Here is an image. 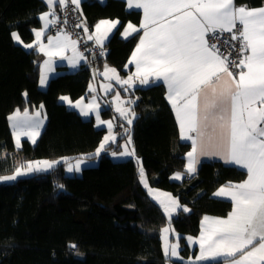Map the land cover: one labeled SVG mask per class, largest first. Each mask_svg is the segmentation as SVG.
Wrapping results in <instances>:
<instances>
[{
	"label": "trees",
	"instance_id": "trees-1",
	"mask_svg": "<svg viewBox=\"0 0 264 264\" xmlns=\"http://www.w3.org/2000/svg\"><path fill=\"white\" fill-rule=\"evenodd\" d=\"M236 4L253 8L263 6L264 0H236ZM47 9L45 0H0V175L31 159L98 157L95 152L107 129L97 127L94 118H83L61 97L73 101L91 97L96 75L101 82L106 67L127 76L139 42V32L128 38L122 35L128 23H140L139 10H129L124 0H84L79 12L87 27L104 18L120 19L121 25L106 44V52L89 55L77 71L53 76L43 89L40 51L24 45L35 41ZM13 32L23 43L13 38ZM116 85L131 97L135 153L150 185L177 196L181 208L168 218L141 182L133 157L113 160L106 149L99 164L84 167L81 175H68L62 162L51 171L0 183V264H225L227 259L191 263L184 258L197 254L198 246L193 247L189 238L198 236L202 217L226 216L232 208L230 201L213 196L215 190L245 180L246 171L214 160L202 162L197 174L188 176L185 166L191 144L181 139L165 85L128 90L127 85ZM100 92L103 119H112L117 131L125 127L111 99L116 90ZM40 107L48 118L45 128L36 143L24 139L18 148L11 114ZM178 172L184 178L172 179ZM168 223L179 233L183 260L165 255L162 229Z\"/></svg>",
	"mask_w": 264,
	"mask_h": 264
},
{
	"label": "snow or ice",
	"instance_id": "snow-or-ice-1",
	"mask_svg": "<svg viewBox=\"0 0 264 264\" xmlns=\"http://www.w3.org/2000/svg\"><path fill=\"white\" fill-rule=\"evenodd\" d=\"M45 2L50 7V12L42 16L47 28L55 22L47 17L54 15L57 3L67 6L71 2L78 7L80 0ZM127 4L129 8L142 9L144 17L140 28L129 23L123 33L127 37L143 30L132 55L136 66V80L140 85L157 82L166 85V98L175 110L181 139L192 141V151L187 154L188 171H196L194 165L198 150L201 155L219 156L226 163L246 171L247 179L243 182H229L228 186L221 187L214 194L230 198L234 207L226 219L210 220L209 217H204V231L199 241L200 255L196 259L223 261L228 258L227 264H264V7H237L235 0H127ZM117 23L119 21H101L96 25V30L99 32L100 25H108L105 31H109ZM225 32L230 36L224 40V44L231 52L236 53V59H228L231 52L221 58L217 45L208 42L209 35L216 40ZM35 34L39 39L42 33L37 31ZM12 36L23 43L18 33L13 32ZM88 39L93 37L89 36ZM95 39L97 44L102 45L101 36ZM236 42L239 43L238 48ZM69 43L75 53L76 42L71 41L68 36L49 38V46L61 51L49 52L48 55H62V49ZM24 46L33 47L31 44ZM40 50L44 51L43 46ZM79 55L84 58L82 54ZM72 63L73 66L79 63L75 55ZM229 64L236 70L235 75L229 70ZM111 71L115 74V69ZM224 74L227 76L226 80L223 79ZM116 79L119 80L118 74ZM120 82L132 84L133 77L130 75ZM45 83L46 77L41 75L40 84ZM61 99L68 100V97ZM75 107H80V101L76 102ZM88 109L96 111L100 124L107 123L109 129L112 127L110 121L99 120L95 100ZM82 111L85 116L89 114V111ZM130 111L117 107V112L125 119ZM10 119L17 132L25 127H40L39 121L28 124L17 120L15 116ZM131 122L128 119V123ZM209 123L214 131L217 126L220 129V143L216 146L218 150L209 151L208 146L203 143ZM24 135L32 136V142L35 143L34 136L38 132L26 131ZM110 138L113 137L106 136L104 141L107 142ZM16 140L19 144V134ZM128 140H131L130 136ZM101 150H104V143L100 144L95 155ZM112 155L115 156L116 153L113 152ZM119 155L133 156L134 149L122 151ZM57 163L59 162H29L17 167L12 175L0 176V182L14 181L18 176L33 172L47 171ZM82 163H86L84 158L76 162L75 171H80ZM67 170L72 172L73 166L69 165ZM140 180L147 187L142 166ZM57 187L62 189L64 185ZM160 203L164 204L163 201ZM164 211L170 216L175 208L170 209L165 204ZM183 211L187 212L189 209L183 207ZM163 231L167 233L169 229L165 228ZM164 251L166 255L176 256L177 246L172 245L169 249L166 244Z\"/></svg>",
	"mask_w": 264,
	"mask_h": 264
},
{
	"label": "crops",
	"instance_id": "crops-1",
	"mask_svg": "<svg viewBox=\"0 0 264 264\" xmlns=\"http://www.w3.org/2000/svg\"><path fill=\"white\" fill-rule=\"evenodd\" d=\"M83 1L84 0H80L79 6H78L79 9L82 8ZM101 1L104 2L106 0H101ZM124 1L127 3V0H124ZM235 4H236V0H235ZM127 6H128V4H127ZM236 6L239 7L241 5H237L236 4ZM260 7H264V5L260 6ZM260 7H253V8H260ZM63 8H64V6H61L59 3H57L55 5L54 15H49L47 17L48 20H52V21H55V22L52 23V24H49L48 27L45 28V20L42 19V16H43L44 13L50 12V7L48 6L47 11H45L41 15V26L38 29H36V31H35V33L37 31H39L42 34L39 37V39H37V36L35 34V36H36L35 37V41L31 44V45H33V47L35 46L40 51L41 75H44L46 77V83L44 85H41V84L40 85L44 86V87L47 86L50 78H52L53 76H55L57 74L63 73L65 70H67V71H77V70H79L80 67L84 63H87L89 61V58H90L89 55L90 56L91 55L92 56H94V55L96 56L97 53L106 52V44L109 42V40L112 37V35L118 30V28L121 25L120 19L104 18V19H101L99 22H97L96 25L100 24L101 21H119V23H117L116 26L111 28L109 31H105L106 28H108V25H100V30L98 32L96 30V25L93 28H89V27H87L85 25V22H83L84 35H83V40L80 41L79 39H77L74 36H72L69 32H65V31L61 32V31H55L54 30V25L56 23L57 17L59 15V13L63 10ZM247 8H249V7H247ZM128 9L129 10H139L141 12V21H140V23L138 25L131 23L132 25L136 26L137 28H140V25H141V23L143 22V19H144L143 10L142 9H136V8H129V7H128ZM249 9H252V8H249ZM128 24L125 26V28H124V30L122 32V35L125 32V29L127 28ZM85 29H87V31H85ZM139 33H140V36H141L143 34V30L141 29ZM134 34L135 33H132L131 35H129L127 37H125L123 35V37L128 38V37H130V36H132ZM65 35L68 36L71 41H75L76 42V44H75V53H74V50H73V46L69 43L67 47L62 49V55L53 54V55L49 56L48 55L49 52L56 53L57 51H61V50H58V49H56L54 47L49 46V44H48L49 38H54V37H57V36H60L61 38H63V36H65ZM89 36H92L93 39H91V40L88 39ZM97 36H101L102 45L96 43V39L95 38ZM207 39H208V37H207ZM138 44H139V42H138ZM41 46H43L44 51L40 50ZM136 47H135V49H136ZM135 49H134L133 53L135 52ZM133 53H132V55H133ZM79 54H82V56L84 58H80ZM74 55H75V58L79 60V63H77L75 66H73V63H72V58L74 57ZM132 55H131V57L129 59V62H128V65H127V69H130L129 74L127 76H121L119 74L118 70L113 68V67H106L105 70L102 73L104 79L101 82L99 80V81H96L93 84V87L91 88V91L93 92L91 97H89V98L82 97L80 99H77L76 101L71 100L69 97H68V100H62L61 99L69 108L74 109L77 112H79V114L83 118H85V119L94 118L95 124H96L97 127L106 128L107 129V134H109L110 137L117 136L119 141H121L122 138L118 135V132L123 133L127 129L125 127H119V130L117 131L116 130L117 126H116L115 122L112 119H103V117L101 115L102 105L99 102L98 95L101 93L100 91H103L104 93H109L112 90H116L115 96L118 93H122L124 95V93L120 89H118L116 87L117 86L116 83H119L121 85H127V87H129V88H127V90L128 89H133V88H135L137 86L146 87V86L153 85V83H150L149 85H140L138 83V81L136 80V77H135L136 66H135V62L132 61ZM221 58H223V56H221ZM45 61H48L49 63L46 64ZM111 69H115V74L111 71ZM106 70H107V74H105ZM116 74H118L119 80L116 79ZM233 74L235 75L236 72H233ZM130 75L133 77V83L132 84H124V83L120 82V81L126 80ZM223 79H225V80L227 79L226 74H224ZM157 83H159V82H157ZM154 84H156V83H154ZM165 88H166V95H167V87H166V85H165ZM64 97H67V96H64ZM93 100H95V105L98 106L99 120L100 121H105V122H109L110 121L112 123V127L110 129L108 128L107 123H104V124H100L99 123V121L97 120L96 111H89L88 106L93 103ZM69 101H71V103H69ZM77 101H80V107H75V104H76ZM201 106H202V104H201ZM82 109L84 111H89V114L87 116H85L83 114ZM173 111H174V114H175L174 108H173ZM21 113H23V112H21ZM175 117H176V114H175ZM176 120H177V117H176ZM177 122H178V120H177ZM10 124H11V119H10ZM219 132H220V129H219L218 126L215 128V131H214L213 130V126L211 125V123H209V127L206 130V135L203 138V143L206 146H208L207 150H209V151L218 150L216 146L220 143ZM107 134H106V136H107ZM192 135L194 136L195 134H192ZM209 138H211V142L210 143H209ZM111 139L112 138H110L108 141H110ZM182 140L191 144V148L188 151V153L191 152L192 151V141L186 140V139H182ZM110 145H112V144H110ZM106 146H109V145H106ZM214 160L215 161H221V162H223L225 164H229V163H226L219 156L201 155L199 153V150H198V152L196 154V161L197 162L194 165L196 171L195 172H189L188 171L189 159H188V155H187L185 169H186V172H187L188 176L196 175L202 162H204V161H214ZM236 167H238V166H236ZM238 168H240V167H238ZM184 176L185 175L182 174V179L184 178ZM245 179H247V177ZM243 181H241V182H243ZM241 182H239V183H241ZM226 186H228V185H223V186H220L218 189H216L215 192L213 193V196L215 198L228 200V201L231 202L230 198H228V197H222V196L214 195L221 187H226ZM147 189L149 191L148 187H147ZM152 191L157 193L158 196L162 193V192H160V190H156L155 188H152ZM162 195L165 196V194H162ZM233 207H234V204L232 203V208H231L230 212H232ZM229 213L226 216H218V215L206 214V215H204L202 217L201 223H200V227L201 228H200V232H199L198 236L197 237H193L192 241L189 239V241L192 242L191 245L193 247L196 246V245L198 246L197 254L194 255L195 258H193V260H191L189 262H191V263H203V262L213 261V260L202 261V260H197L196 259L200 255V243H199V241H200L201 233H202V231H204V227H203L202 222H203L205 216L209 217L210 220H213V219H226L228 217ZM225 259H228V258H225ZM225 264H227V260L225 261Z\"/></svg>",
	"mask_w": 264,
	"mask_h": 264
},
{
	"label": "rangeland",
	"instance_id": "rangeland-1",
	"mask_svg": "<svg viewBox=\"0 0 264 264\" xmlns=\"http://www.w3.org/2000/svg\"><path fill=\"white\" fill-rule=\"evenodd\" d=\"M41 86V85H40ZM47 86H41V88H46ZM117 95L119 96V99H117ZM116 96H112V101H113V106H114V109L115 111L117 112V107H121V108H124V109H130L131 111L129 112L128 114V118L125 119L124 118V121H125V128L127 130H125L123 133V135H125L124 137H121L122 140L119 141L118 137L117 136H114L110 141H107L105 142L103 140V143H104V150H101L99 152V154L97 155L98 157H96L95 159H90V158H86V157H80L78 159H75L73 161H70L69 160V157L68 156H63V157H60L58 159H31V160H28V161H21L18 165V167H20L21 165H27V163L29 162H37V161H40V162H43V161H58L59 163L55 164L53 166L54 167H57L60 163L62 162H65V172L68 174V175H81L83 173V168L86 167V166H94V165H97L99 164V155L106 151V149H109L110 150V156L113 160H125V159H129V158H134L135 161L137 162L138 166H139V172H140V168L141 166L143 167V170H144V174H145V180L147 182V187L149 188V194L150 196L157 202L159 203L163 208H164V205L167 204L168 207L170 209H172L173 207L175 208V211H172L171 212V215L169 216V213L166 212L167 216L169 219H171L177 212L178 210L181 208V202L179 200V198L177 196H175L174 194H172L171 192H167L165 190H162V189H158V188H155L156 190H160V192H162L159 196L157 193L153 192L152 191V187L148 181V178H147V175H146V172H145V169H144V166H143V163H142V159L140 157H138L135 153V148H134V143H133V139H132V134H131V130H132V124L134 122V119H135V115L133 116L132 113V106L130 104V101H131V97L130 96H125L123 95L122 93H118ZM17 112H18V115H17ZM37 113H39V115H37ZM119 115L120 113L117 112ZM16 117L17 120L21 121V122H24V123H34L35 121H39L40 122V127L38 129H28V128H22L19 130V132H17V130H15L13 128V120H11V127H12V130H13V135H14V140H15V144L18 148L22 147V143H23V140L24 139H29L31 142H32V139L33 137L32 136H28V135H24V132L26 131H33V132H38V135H35L34 136V139H35V143L36 141L38 140V138L40 137L43 129L45 128L46 124H47V115H46V112L44 110L43 107H40V108H37L35 111L31 112L29 110L21 113V111H16L15 113H13L11 115V117ZM121 116V115H120ZM128 119H130L132 122L131 124L128 123ZM19 134V144H17V140H16V137L17 135ZM107 136H110L109 134H107ZM131 137V140L129 141L128 140V137ZM106 137V136H105ZM33 143V142H32ZM110 144H113L112 147ZM106 145H110V146H106ZM125 145H127V148H125ZM119 146V150L116 149V147ZM99 148V147H98ZM134 149V155L133 156H121L119 155L120 152L122 151H131ZM115 152L116 155L113 156L112 153ZM97 153V150L95 152V154ZM82 158H84L86 160V163H82L81 166H80V171L77 172L75 171V164L78 160H81ZM69 165H72L73 166V171L72 172H69L67 169L69 167ZM52 168V169H53ZM52 169H49L47 171H40V172H33V173H29L27 175H22V176H18L17 178L19 177H23V176H29V175H33V174H36V173H41V172H48V171H51ZM12 173H9V174H5V175H0V176H6V175H12ZM177 174H180L179 175V178H176ZM172 179L174 180H181L182 179V173H175L173 176H172ZM4 182H11V181H4ZM2 183V182H0ZM162 194H165V196H163ZM156 197H159V199H156ZM160 201H163L164 204H161ZM173 201H175L176 203L173 204ZM167 228L169 229V231L167 233H165L163 230ZM191 241H192V238L193 237H190ZM162 241H163V250L165 249V246L167 244V246L169 247V249L171 248L172 245H176L177 246V255L176 256H171V255H166L168 257H171V258H174V259H178V257L180 258V260H183V256L181 255V246H180V236H179V233L174 229L173 225L168 223L167 225H165V227L162 229ZM190 242V241H189ZM192 242H190L191 244ZM165 252V251H164ZM193 258H195L194 256H191L190 258L188 257H185V261L188 260V261H191L193 260Z\"/></svg>",
	"mask_w": 264,
	"mask_h": 264
},
{
	"label": "built area",
	"instance_id": "built-area-1",
	"mask_svg": "<svg viewBox=\"0 0 264 264\" xmlns=\"http://www.w3.org/2000/svg\"><path fill=\"white\" fill-rule=\"evenodd\" d=\"M83 22L84 21L80 15L79 8L77 7V5L69 2L67 6H64L63 10L58 15L56 23L54 25V30L61 32H69L72 36L82 41L84 35ZM229 36L230 34L225 32L219 39L213 40L211 35H209L208 42L209 44L215 43L219 48L221 56H225L228 55L229 52H231V49L224 44V40L227 39ZM236 43L238 48L239 43ZM236 58L237 57L235 52H231V55L228 56L229 60ZM229 70L236 72V70L232 68L231 64H229Z\"/></svg>",
	"mask_w": 264,
	"mask_h": 264
},
{
	"label": "water",
	"instance_id": "water-1",
	"mask_svg": "<svg viewBox=\"0 0 264 264\" xmlns=\"http://www.w3.org/2000/svg\"><path fill=\"white\" fill-rule=\"evenodd\" d=\"M93 57H95V55H94ZM96 80L98 81V77H97V75H96Z\"/></svg>",
	"mask_w": 264,
	"mask_h": 264
}]
</instances>
